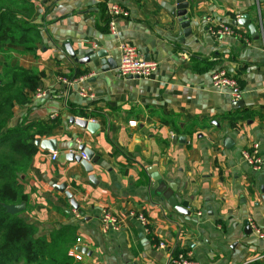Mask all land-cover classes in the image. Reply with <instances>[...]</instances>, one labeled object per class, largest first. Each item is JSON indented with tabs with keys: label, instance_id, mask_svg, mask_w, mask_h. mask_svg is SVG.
Wrapping results in <instances>:
<instances>
[{
	"label": "crops",
	"instance_id": "obj_1",
	"mask_svg": "<svg viewBox=\"0 0 264 264\" xmlns=\"http://www.w3.org/2000/svg\"><path fill=\"white\" fill-rule=\"evenodd\" d=\"M185 1L189 36L173 15L176 0H60L53 6L45 0H11L31 7L30 16H17L37 27L40 41L29 53L6 45L0 62L6 58L10 66L41 72L31 104L14 108L19 115L13 110L11 124L60 119L39 138L55 140L56 151L37 148L23 180L26 207L20 218L36 227L37 237L76 227L81 242L75 248L86 249L79 264H166L171 250L195 264H264V240L245 235L242 225L248 220L250 229H264V163L254 171L241 158L251 144L264 145V0ZM111 3L127 13L116 21L113 35L105 26ZM242 15L258 31L257 41L247 29L234 27ZM220 25L243 38H215L211 29ZM122 41L145 61L156 62L157 73L120 78L116 68L100 72L99 61L77 65L64 49L68 44L78 58L103 50L117 66ZM217 69L239 83L242 108H232L238 100L229 91L210 86ZM77 71L86 72L94 98L81 100L71 91L64 101L56 80ZM71 117L93 119L99 130L92 135L70 125ZM179 137L185 139L181 144ZM80 146L93 154L91 174L65 159L70 150L80 155ZM153 168L157 180L148 172ZM170 184L192 211L189 216L177 214L163 199ZM103 209L121 221L117 232L102 231ZM129 211L145 216V229L123 218Z\"/></svg>",
	"mask_w": 264,
	"mask_h": 264
},
{
	"label": "trees",
	"instance_id": "obj_2",
	"mask_svg": "<svg viewBox=\"0 0 264 264\" xmlns=\"http://www.w3.org/2000/svg\"><path fill=\"white\" fill-rule=\"evenodd\" d=\"M31 12V7L20 8L11 0L0 1V55L9 44L23 46L24 53H29L40 41L37 27L17 16H30ZM105 22L107 28L108 18ZM236 36L243 38L239 33ZM84 74L77 71L59 76L77 78ZM40 75L39 70L10 66L6 58L0 62V264H79L71 254L76 245V227L62 226L48 237H37L36 227L20 218L23 212L9 215L4 209V205L26 202L23 180L37 151L34 140L60 125L57 117L36 122L23 119L17 125L11 124L14 108L31 104ZM79 114L84 118L93 116ZM228 119L229 127L235 129L233 118Z\"/></svg>",
	"mask_w": 264,
	"mask_h": 264
},
{
	"label": "built area",
	"instance_id": "obj_3",
	"mask_svg": "<svg viewBox=\"0 0 264 264\" xmlns=\"http://www.w3.org/2000/svg\"><path fill=\"white\" fill-rule=\"evenodd\" d=\"M50 6L57 4L60 0H45ZM106 14L108 18L107 28L111 35L115 34L116 21L127 17V13L119 5L111 3L106 8ZM211 35L215 38L219 37H231L236 36L234 29L227 25H220L217 28L211 29ZM119 57L116 66V74L120 78L136 77L148 79L151 78L158 71V64L156 62L145 61L140 51L133 45L127 42H120L118 45ZM89 77L82 76L78 78L72 77H58L56 82L61 90V95L64 101L68 99L71 91H74L76 96L81 100H92L94 98L91 88L87 84ZM210 86L218 91H229L233 100L240 98V91L237 81L227 74L223 69L214 70L210 74ZM37 98L42 97V94L38 93ZM88 123H95L93 119H85ZM129 127H134L135 122H128ZM72 153V150L69 151ZM81 160H86L85 156L80 154ZM241 158L254 170L257 171L264 163V145L253 143L249 146L248 150L241 151ZM57 154H51V160H56ZM128 220L135 219L143 229L146 228V218L143 214L129 211L123 217ZM101 229L102 231H114L117 232L121 227V221L119 218L112 214L109 210L103 209L100 215ZM252 235L259 240H264V229L254 227L251 225ZM80 239L76 238V244H80ZM159 250L165 249L163 244L158 245ZM74 258L77 261L81 260V256L75 252ZM166 264H195L189 258L184 257L182 254L177 253L175 250L169 252V257Z\"/></svg>",
	"mask_w": 264,
	"mask_h": 264
},
{
	"label": "water",
	"instance_id": "obj_4",
	"mask_svg": "<svg viewBox=\"0 0 264 264\" xmlns=\"http://www.w3.org/2000/svg\"><path fill=\"white\" fill-rule=\"evenodd\" d=\"M261 2L263 0H260ZM188 4L185 0H176L175 4V9L173 11V15L177 18V21L179 22V25L183 31L184 36H189L191 33L190 27H189V20L186 17V10H187ZM234 27L236 28H245L249 32L250 37L254 40L257 41L259 39L258 31L256 28L249 23V19L246 15L240 16L238 19H236L233 22ZM65 52L66 54L71 58V60L76 63L77 65H87L90 62H95L99 61L100 65V72L105 73L110 70H113L116 68V63L115 61L108 56V53L103 50H98L95 52H89L85 54L83 57L78 58L76 57L75 53L71 50L68 44H65ZM128 78H136V77H128ZM243 107V103L241 101H236L233 103L232 108L233 109H239ZM70 125H75L81 129H85L87 132L90 134L94 135L98 130H99V125L95 123H88L84 119H75L71 117L68 121ZM176 141L181 144L185 141L184 137H179L176 139ZM34 145L35 147L41 149L42 151H47V152H55L56 151V141L53 139H35L34 140ZM231 145V141L229 139H225L224 141V146L226 148ZM78 152L82 153L86 160H81L80 155L75 156L72 153H69L65 156V159L67 161H75L79 163L84 171L86 173L91 174L92 173V156L93 154L91 151H89L87 148L84 146L78 147ZM154 168L151 170H148V172L151 175V179L157 180L159 177L155 174ZM89 181L93 182L94 178L90 176ZM169 191H166L163 193V199L167 203V205L177 214L181 216H189L192 211H187V203L180 201L178 198H176L172 193L175 192L176 188L175 185L170 184L168 185ZM260 193L262 195V201L264 202V188L262 190L260 189ZM71 208L73 211H76L78 209V206L74 203L72 197L70 195H67ZM25 203L20 202L17 205H4L5 212L9 215H17L25 211ZM243 228H244V233L245 235H249L251 233V230L249 228V223L248 220H245L242 222ZM75 252L77 253H86V249L81 248L80 246H77L75 248Z\"/></svg>",
	"mask_w": 264,
	"mask_h": 264
},
{
	"label": "rangeland",
	"instance_id": "obj_5",
	"mask_svg": "<svg viewBox=\"0 0 264 264\" xmlns=\"http://www.w3.org/2000/svg\"><path fill=\"white\" fill-rule=\"evenodd\" d=\"M14 114L17 116L19 115V111H17V109H14ZM251 230V229H250ZM251 234H252V231H251Z\"/></svg>",
	"mask_w": 264,
	"mask_h": 264
}]
</instances>
